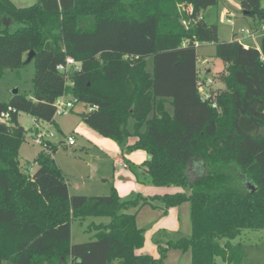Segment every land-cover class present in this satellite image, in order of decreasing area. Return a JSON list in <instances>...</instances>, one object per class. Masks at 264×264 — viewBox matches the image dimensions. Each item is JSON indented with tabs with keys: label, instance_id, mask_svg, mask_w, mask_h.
I'll return each instance as SVG.
<instances>
[{
	"label": "trees",
	"instance_id": "trees-1",
	"mask_svg": "<svg viewBox=\"0 0 264 264\" xmlns=\"http://www.w3.org/2000/svg\"><path fill=\"white\" fill-rule=\"evenodd\" d=\"M219 1L36 0L17 7L0 0V78L24 67L29 52L35 66L33 98L18 92L0 101V113L15 109L0 123V264H162L169 250L189 252L190 264L242 263L244 251L231 241L243 230L264 229V32L247 48L235 34L220 41L217 25L204 18ZM238 3L256 22L252 29L264 26L260 0ZM207 43L224 66L218 74L224 88L205 99L196 48ZM67 57L80 64L72 76L56 70ZM67 95L97 107L82 114L83 122L122 154H147L140 170L164 194L69 195L52 143L32 174L21 170L26 130L19 114L35 125L50 123L55 101ZM184 203L190 238L162 244L158 233L159 257L137 254L145 231L130 211L149 205L165 215ZM87 217L108 222L89 241L71 244V223Z\"/></svg>",
	"mask_w": 264,
	"mask_h": 264
},
{
	"label": "rangeland",
	"instance_id": "rangeland-1",
	"mask_svg": "<svg viewBox=\"0 0 264 264\" xmlns=\"http://www.w3.org/2000/svg\"><path fill=\"white\" fill-rule=\"evenodd\" d=\"M17 7H28L36 3V0H10ZM226 6L230 12L228 18L220 14V10ZM260 6L264 8V0H260ZM206 20L210 24H216L218 28V38L220 41L233 40L232 35L236 34L234 40L240 38L241 30H249L256 25V22L250 17H244L239 6L238 0H220L218 7H210L205 12ZM241 39V38H240ZM258 41V36L251 39H244V43L254 44ZM198 59L197 67L200 81H205V86H200V94L208 91H218L224 88L219 80L218 73L215 70L222 68V62L215 56V45L212 43L200 44L196 48ZM27 59V56H24ZM206 69H209L206 71ZM146 71L152 72V58L147 59ZM35 66L33 62L27 63L24 67L5 71L0 78V101H8L13 90L33 98V77ZM215 82V86L212 82ZM71 83L67 81V85ZM222 88H216V87ZM67 99L70 95L65 96ZM166 110L171 112V107L165 105ZM88 106L84 103H76L73 111L66 116L55 114L52 122L35 125L32 116L20 113L19 124L26 130L25 140L22 142L18 151V160L21 170L26 174H32L37 168L36 158L42 148L33 142L36 134L53 133L54 137L50 142L57 146L52 154L54 165L65 177L68 184L69 195L109 196L115 192L120 199L140 195L147 198L151 195L153 187L145 178L141 164L147 160V154L142 150H133L129 154H122L119 145L108 137H104L82 120V114L87 113ZM134 121L128 120L127 130L133 133ZM72 136L75 142L74 146H67L66 139ZM135 138L128 139V145H132ZM118 164H125L126 169H119ZM154 205H159L154 202ZM187 203L183 204L180 216H178V231L167 232L165 237L163 232H157V225L160 221V211L149 205L132 209L130 213L136 215V223L144 229V245L140 249L143 254H148L157 259L156 246L153 242L154 237L159 233L162 244L168 239L176 240L181 237L190 238V221L185 216ZM106 217H87L85 219H74L71 223L70 243L87 242L93 238L96 226L106 224ZM163 223L172 224L169 218ZM174 223V222H173ZM161 225V223H160ZM155 231V232H154ZM157 232V233H156ZM178 234V235H176ZM189 234V235H184ZM182 235V236H180ZM224 244L225 241H221ZM231 244H240L244 251V259L241 264H264V229L261 230H243L239 237L231 241ZM138 252V251H137ZM191 255L189 252H180L178 250H169L167 257L162 264H190Z\"/></svg>",
	"mask_w": 264,
	"mask_h": 264
},
{
	"label": "built area",
	"instance_id": "built-area-1",
	"mask_svg": "<svg viewBox=\"0 0 264 264\" xmlns=\"http://www.w3.org/2000/svg\"><path fill=\"white\" fill-rule=\"evenodd\" d=\"M260 32H264V26L260 27L258 30L255 29H251V31L249 30H241V34H240V38H237V41L239 43H242L244 45L245 48H247V43H244L243 40L248 38L253 40L254 37H257L259 35ZM73 67L74 71L79 70L80 68V64L78 62H76L73 58L71 57H67L65 58V61L61 64H58L56 66V70L60 73H68L69 69ZM202 96L206 99L205 94H202ZM78 103L77 99L74 97H71L69 99H67L65 96L59 97L56 101H55V109L56 112L55 114H59L61 116H66L68 115L74 108L75 104ZM97 107L96 106H90L88 107L87 113L96 111ZM15 113V109H13L12 107H7V110L0 113V123H5L7 124L9 122L10 119V114ZM47 135L45 133H40V134H36L33 137V142L37 145H40L43 152H47L50 153L49 150V144L50 139L54 137L53 133H49L48 137H46ZM66 144L67 146L71 147L75 145L74 139L72 136H68L66 139ZM119 169H125L127 168V165L125 164H118Z\"/></svg>",
	"mask_w": 264,
	"mask_h": 264
},
{
	"label": "crops",
	"instance_id": "crops-1",
	"mask_svg": "<svg viewBox=\"0 0 264 264\" xmlns=\"http://www.w3.org/2000/svg\"><path fill=\"white\" fill-rule=\"evenodd\" d=\"M220 2V1H219ZM219 5V4H218ZM218 7V6H217ZM207 11V10H206ZM205 11V12H206ZM220 14L221 15H223V17H226V18H228L227 17V15H230V12H229V10L227 9V7L226 6H223L222 7V9L220 10ZM204 18H205V20H206V15H205V13H204ZM207 21V20H206ZM208 22V21H207ZM209 23V22H208ZM236 35V34H235ZM237 36V35H236ZM225 41V40H224ZM254 44H257L256 43V40L254 41ZM199 46V45H198ZM197 63H198V59H197ZM197 69H198V67H197ZM209 69H206V71H208ZM224 70V66H222V68H220L219 70H215L214 71V73H220V72H222ZM200 74V73H199ZM212 85H216L215 84V82L213 81L212 83H211ZM216 88H222V87H216ZM74 109V108H73ZM73 111V110H72ZM18 119H19V116H18ZM19 121V120H18ZM19 123V122H18ZM128 167V166H127ZM126 169V168H125ZM118 170H121V169H116V171H118ZM151 193V195H149L147 198L149 199L150 197H153V196H155V195H162V194H164L165 193V191L164 190H162V189H160V188H155V187H153V191L152 192H150ZM186 207V211H185V216L188 218V221H190V219H189V206L188 205H185ZM181 208H183V204L182 205H180V206H177V207H174V208H171V209H169L168 211H167V213L165 214V215H162V213H161V211H160V214H161V216H160V221L158 222V225H157V232H165V233H167V232H177L178 231V223H177V221L176 220H178V216H180V213H181ZM167 218H169V221L172 223L171 225L170 224H167V223H163L164 221H166V219ZM174 222V223H173ZM160 223H161V225H160ZM190 224V223H189ZM155 232V231H154ZM156 232V233H157ZM190 234H191V227H190ZM176 235H178V234H176ZM185 236L186 235H189V234H184ZM180 236H182V235H180ZM137 254H141L142 252L139 250L138 252H136ZM158 253V252H157ZM143 254V253H142Z\"/></svg>",
	"mask_w": 264,
	"mask_h": 264
},
{
	"label": "water",
	"instance_id": "water-1",
	"mask_svg": "<svg viewBox=\"0 0 264 264\" xmlns=\"http://www.w3.org/2000/svg\"><path fill=\"white\" fill-rule=\"evenodd\" d=\"M32 58H33V52H29L28 54H27V59H26V63H30V61L32 60ZM74 74V69H73V67H71L70 69H69V71H68V75L69 76H72ZM18 93V90H13V92L11 93V94H13V95H15V94H17Z\"/></svg>",
	"mask_w": 264,
	"mask_h": 264
}]
</instances>
